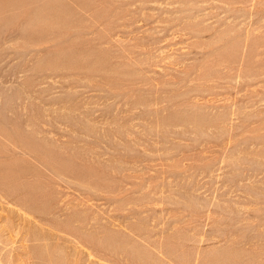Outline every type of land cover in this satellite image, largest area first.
Segmentation results:
<instances>
[{
  "label": "rangeland",
  "instance_id": "obj_1",
  "mask_svg": "<svg viewBox=\"0 0 264 264\" xmlns=\"http://www.w3.org/2000/svg\"><path fill=\"white\" fill-rule=\"evenodd\" d=\"M0 264H264V0H0Z\"/></svg>",
  "mask_w": 264,
  "mask_h": 264
}]
</instances>
